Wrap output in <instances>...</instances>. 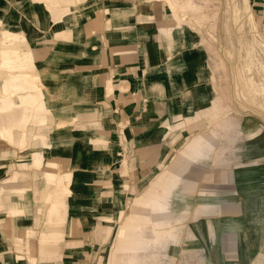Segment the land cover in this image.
Listing matches in <instances>:
<instances>
[{"label": "crops", "instance_id": "1", "mask_svg": "<svg viewBox=\"0 0 264 264\" xmlns=\"http://www.w3.org/2000/svg\"><path fill=\"white\" fill-rule=\"evenodd\" d=\"M82 1L0 0L35 65L0 110L36 100L34 74L45 107L0 129V264H264V79L253 110L238 98L254 36L166 0Z\"/></svg>", "mask_w": 264, "mask_h": 264}, {"label": "rangeland", "instance_id": "2", "mask_svg": "<svg viewBox=\"0 0 264 264\" xmlns=\"http://www.w3.org/2000/svg\"><path fill=\"white\" fill-rule=\"evenodd\" d=\"M42 1V0H41ZM46 1V0H44ZM82 1V0H81ZM85 1V0H83ZM82 1V2H83ZM87 1V0H86ZM172 8L175 10V14L178 18L182 19L183 22L187 20L190 21L189 24H193L197 26V28L201 30H206V27H198L202 24L201 20H211L215 21L217 19H221L223 24V30L226 36L232 32L233 24H240V33L242 42L248 40L247 38L250 33L252 37V41L254 43L248 48L245 47L244 58L239 62V70L241 74V81H239V94L238 98L243 100L246 103V110L251 111L254 108L255 103L253 100L254 96L257 97L261 95L262 91H252L251 88L257 82H261L264 79V12L254 13L250 8V0H166ZM88 3V2H87ZM86 3V4H87ZM96 6V5H94ZM52 14V13H51ZM17 17L16 13L13 11L7 15ZM2 17V16H1ZM6 17V18H7ZM6 18H2L0 21V100L5 96V93L1 90L3 87L4 81L8 78V76L12 75L13 70L16 69L15 72L18 74H23V72L28 71L26 68L29 67L30 70L35 69V65L33 64V55L31 53L30 48L27 46L26 37L23 33L20 34H11L4 30V22ZM18 18V17H17ZM20 22V21H19ZM251 24V26H250ZM262 24V26L260 25ZM25 28H29L25 23H22ZM24 28V27H23ZM24 28V29H25ZM212 30H216V28L212 27ZM211 29V28H210ZM256 40V42H255ZM18 44L19 48H7V44ZM242 44V43H241ZM243 47V44H242ZM25 60H32V63L27 62ZM35 72V71H34ZM29 75H27L28 77ZM22 76H17V78H21ZM30 78H36L37 81H31V83L35 84L34 89L38 90L37 92H33V103L30 102L29 96H23V94L14 90H10V96L13 95L14 100H19L18 103L14 105L11 110H0V129L3 126H6V132L9 130V123L7 121L8 114L10 111L15 112L17 109L22 111L21 116H23V122L21 124L22 129L25 126V117L30 113V110H35L36 113H41V111L45 108H42L40 105V99L43 94L41 91V83L39 75H31ZM20 83H23L22 80H18ZM9 94V92H7ZM6 93V94H7ZM37 96V97H36ZM251 102H250V101ZM45 106V105H44ZM28 122V121H26ZM31 126V122L26 125ZM18 125H20L18 123ZM60 126V127H59ZM58 130L60 133L64 134V139H66V131L63 129V125H59ZM59 133V134H60ZM61 134V135H62ZM7 138V136H6ZM64 140V143L66 141ZM38 159V158H37ZM39 160V159H38ZM69 176H65V182H67ZM140 205V204H139ZM132 211L140 212V206L133 204ZM140 221V220H139Z\"/></svg>", "mask_w": 264, "mask_h": 264}, {"label": "bare ground", "instance_id": "3", "mask_svg": "<svg viewBox=\"0 0 264 264\" xmlns=\"http://www.w3.org/2000/svg\"><path fill=\"white\" fill-rule=\"evenodd\" d=\"M23 27L25 28V26H23L19 22V19L17 17H14V16L7 17L5 22H4V30L11 33V34L23 33V29H24ZM19 46H18V44H9V43L7 44V48H14L15 49V48H19ZM35 81H37L36 78H35ZM64 140H65L64 138L63 139L60 138V141L64 142Z\"/></svg>", "mask_w": 264, "mask_h": 264}]
</instances>
